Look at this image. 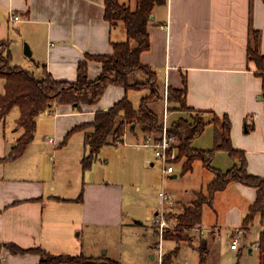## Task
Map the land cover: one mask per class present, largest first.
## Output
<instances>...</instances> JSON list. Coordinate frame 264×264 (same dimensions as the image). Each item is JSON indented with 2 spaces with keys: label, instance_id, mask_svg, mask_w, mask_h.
I'll return each mask as SVG.
<instances>
[{
  "label": "crops",
  "instance_id": "0c3cea01",
  "mask_svg": "<svg viewBox=\"0 0 264 264\" xmlns=\"http://www.w3.org/2000/svg\"><path fill=\"white\" fill-rule=\"evenodd\" d=\"M118 2L134 10L137 0ZM250 30L258 31V50L264 54V0H166L152 10L147 28L149 49L140 54L139 61L161 83L163 110L168 89L184 90L186 105L204 118L226 115L230 143L245 153L246 171L264 179L262 81L247 57ZM125 40L123 24L111 26L104 19L103 0H0V53L9 57L10 66L35 76L46 72L55 80L74 82L78 64L86 62L88 80L93 81L101 73V63L87 56L111 54V44ZM24 43L30 56L23 52ZM4 86L5 80L0 78V95ZM128 92L110 85L96 105L82 106V111L70 105L53 106L37 117L34 137L16 159L7 158L23 133L16 126L19 115L7 121L16 108L0 122V264H38L40 259L36 252L13 254L2 244L77 256V229L123 226L121 185L85 181L80 201L76 200L79 196L72 199L51 195L46 193L45 185L55 178L42 180L37 162L48 154L49 159L57 158L59 152L74 146L78 148L76 161L81 165L86 153L85 132L73 133L62 144L65 135L74 126L92 121L94 111H106ZM210 125L213 139L214 127ZM129 133L136 139L135 131L126 130L124 141ZM219 152L225 153L215 154ZM173 175L170 177L175 178ZM215 196L213 202L219 196L232 202L237 214L234 223L240 225L256 198V190L231 182ZM181 205L188 206L171 200L164 211H177ZM214 225L220 228L217 222ZM85 257L94 259L92 264H104L92 256Z\"/></svg>",
  "mask_w": 264,
  "mask_h": 264
},
{
  "label": "trees",
  "instance_id": "16d2710c",
  "mask_svg": "<svg viewBox=\"0 0 264 264\" xmlns=\"http://www.w3.org/2000/svg\"><path fill=\"white\" fill-rule=\"evenodd\" d=\"M165 3L166 0H137L135 9L131 10L120 4L118 0H103L104 19L111 26L122 23L126 32V40L112 43L111 54L87 56V59L101 63V73L93 81L88 80L86 62L78 64L76 80L67 82L55 80L46 72L41 76H35L26 69L12 67L9 57H3L0 53V78L5 80L4 93L0 95V122L11 110L16 108L19 111L16 126L23 130L16 146L12 148L7 158L16 159L21 156L34 137L36 119L40 114L57 104L70 105L74 109L82 111V106L96 105L110 85L122 87L125 93L129 90L138 91L147 88L149 94L140 99L137 108L124 95L106 111H94L92 121L76 125L68 131L62 144H65L73 133L85 132L86 153L81 159L82 170L86 171L91 168L105 145L116 146V142L122 140L126 130L134 132L139 128L143 136L151 134L157 137L162 129L163 118L151 108V105L157 100L163 103L164 96L159 92L155 74L149 67L140 63L139 56L149 49L147 28L152 10L155 6ZM258 43V31L250 30L247 57L254 63L256 74L261 78V95L264 104V54L259 52ZM2 45L3 43H0V46ZM140 76L149 77L151 82L149 88L146 87L147 81H141ZM167 92L168 110L183 111L190 115V119L179 117L168 128L169 134L175 136L178 141L177 159H185L182 163V172L190 171L193 162L198 160L204 168L212 172L214 177L206 185V194L201 190L198 191L196 193L197 200H194L189 206L183 207L182 213L177 216V236L171 237L165 232L163 240L176 243L181 241L184 229L190 230L201 224L203 207L212 205L216 193L225 190L229 183L238 182L256 190V198L248 207L240 227L244 231H248L255 217H259L261 230L256 241L258 264H264V179L250 175L246 171L245 153L234 149L230 143V121L226 115L219 118L213 116L212 119L207 120L200 115V112H196L186 105L184 90L168 89ZM217 119L221 120L219 125ZM209 124L214 127L213 147L206 150L193 148V140L200 136ZM217 151L225 152L236 164L225 172L213 168L211 162ZM81 198L82 193L76 200L80 201ZM1 246L13 254L36 252L40 256L38 264H87L95 261L82 255L50 254L40 248L24 250L10 243ZM165 262L164 260L163 264ZM103 263L121 264L111 259H107Z\"/></svg>",
  "mask_w": 264,
  "mask_h": 264
},
{
  "label": "rangeland",
  "instance_id": "374dc122",
  "mask_svg": "<svg viewBox=\"0 0 264 264\" xmlns=\"http://www.w3.org/2000/svg\"><path fill=\"white\" fill-rule=\"evenodd\" d=\"M2 56L5 57V54ZM139 79L146 80V87L149 88L151 82L148 76H140ZM156 83L161 94V83L158 79ZM148 94L149 90L146 88L140 91L130 90L127 96L137 108L140 99ZM151 108L163 118V104L160 100L155 101ZM18 115L19 111L13 110L7 120L8 123ZM200 115L203 117L202 113ZM189 116L183 111L168 110L166 124L169 127L179 117L190 119ZM212 117L207 116V120ZM220 123L221 120L217 119V124ZM135 133L136 139L130 133L126 135L124 145L104 146L91 169L84 172L80 163L76 161L78 148L74 146L59 152L57 158L49 159L50 154H48L40 157L37 162V172L42 180L55 178V182L45 185L46 193L51 195L75 199L80 195L83 183L89 180L111 185L119 184L123 187V226L77 229L74 232L79 243L77 255L92 256L100 261L115 258L121 264H163L164 260L165 264H257L258 251L254 243L261 230L259 217H255L248 231H244L241 225L234 223L237 220V214L232 209V202L225 196H219L217 202L214 200L212 208L203 207L201 227L199 225L190 230L184 229L181 241L177 240L178 243L169 240H161L160 243L161 232L162 237L165 232L171 237L177 236V216L182 213L184 205L179 206L177 211L169 212L164 211V207L171 200L185 205L190 204L192 200H197L195 194L200 188H202L201 192L206 194L205 185L212 180L213 174L198 160L193 162L190 171L183 173L182 163L185 159L182 158L181 163L175 165L176 177L171 178L170 175L164 177L162 163L154 158L151 149L140 145L143 134L138 128ZM72 145H74L73 142ZM212 146L210 125L192 143V147L207 149ZM233 165L234 162L227 154L220 152L215 154L211 162L213 168L222 172L229 170ZM33 173L36 174V171ZM160 193H165L169 202L161 203ZM160 214L162 215L160 219L164 222L162 228L155 221ZM216 222L220 228L214 225ZM208 226L212 227L206 229ZM238 231L241 233L238 242L239 250L232 251L230 244L239 234Z\"/></svg>",
  "mask_w": 264,
  "mask_h": 264
},
{
  "label": "built area",
  "instance_id": "2783aa9c",
  "mask_svg": "<svg viewBox=\"0 0 264 264\" xmlns=\"http://www.w3.org/2000/svg\"><path fill=\"white\" fill-rule=\"evenodd\" d=\"M15 20H18V17H14ZM165 105L163 110V122H162V129L160 134L157 137H154L151 134H145L143 136V140L140 143L142 147L149 148L153 151L154 158L162 163V175L167 177L169 175L174 174L175 172V165L181 163L180 160L177 159L178 157V141L175 136L169 134L168 132V125L166 124L167 113H168V106H167V93L165 98ZM125 143L124 139L122 138L121 141L116 142V146L123 145ZM161 203L167 202L169 200L168 196L165 193H160L159 195ZM163 213V212H162ZM159 216V217H158ZM155 218V221L160 225L162 228L164 222L161 221L160 216L158 215ZM202 232V231H201ZM239 232V231H238ZM241 238V233L231 241L230 249L238 250V242ZM163 240L162 232L160 234V243ZM257 249V245H255Z\"/></svg>",
  "mask_w": 264,
  "mask_h": 264
},
{
  "label": "water",
  "instance_id": "95a60500",
  "mask_svg": "<svg viewBox=\"0 0 264 264\" xmlns=\"http://www.w3.org/2000/svg\"><path fill=\"white\" fill-rule=\"evenodd\" d=\"M150 18H151V16H150ZM23 52H24L25 55L30 56V49H29L27 44L24 45ZM173 176L175 177L176 175H173Z\"/></svg>",
  "mask_w": 264,
  "mask_h": 264
}]
</instances>
